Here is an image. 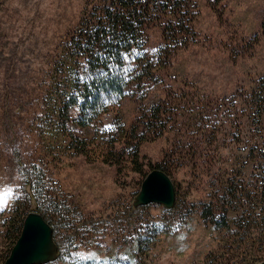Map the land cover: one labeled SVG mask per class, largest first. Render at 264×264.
Masks as SVG:
<instances>
[{
  "label": "rangeland",
  "instance_id": "1",
  "mask_svg": "<svg viewBox=\"0 0 264 264\" xmlns=\"http://www.w3.org/2000/svg\"><path fill=\"white\" fill-rule=\"evenodd\" d=\"M113 1L0 0V264L32 187L59 205L37 199L48 264L264 262V0H185L177 26L145 0L125 95L92 118L65 101L87 73L72 45ZM157 167L174 206L134 208Z\"/></svg>",
  "mask_w": 264,
  "mask_h": 264
},
{
  "label": "trees",
  "instance_id": "2",
  "mask_svg": "<svg viewBox=\"0 0 264 264\" xmlns=\"http://www.w3.org/2000/svg\"><path fill=\"white\" fill-rule=\"evenodd\" d=\"M144 1L114 0L102 9V13L98 17H95V19H99L82 30L73 41V49L83 50L82 55L85 57L84 63L87 67V73L78 87L77 92L81 94L72 93L65 101H70L71 104L75 105L79 103L81 111L89 114L92 118L106 110L105 104L110 99H120L125 95L129 83L124 72L125 59L133 54L134 49L139 47V42L144 38L147 17L153 11L150 3ZM155 3L158 4L159 2L156 1ZM162 3L165 4L164 10L173 11L166 20L168 24L177 26L178 23H181L183 17L180 13L188 8L187 2L185 0H162ZM143 67V65L138 66L140 70L137 72H140ZM261 91L264 95V87ZM133 157H137V152ZM158 169L167 173L161 168ZM32 190H34V197L31 203H35V210L49 223L46 216L39 211L38 201L40 200L42 205L50 206L52 210H57L58 203L43 197V195L38 197L39 191L36 187H32ZM260 191L262 194L264 193V181L260 184ZM56 212L59 213L58 210ZM23 220L24 217L20 229H22ZM19 235L17 234L13 244ZM260 264H264V262Z\"/></svg>",
  "mask_w": 264,
  "mask_h": 264
},
{
  "label": "water",
  "instance_id": "3",
  "mask_svg": "<svg viewBox=\"0 0 264 264\" xmlns=\"http://www.w3.org/2000/svg\"><path fill=\"white\" fill-rule=\"evenodd\" d=\"M149 203L162 204L169 209L175 203L174 184L167 173L154 168L141 183L140 190L132 201L133 207ZM23 220L19 237L3 264H47L57 259V245L53 229L35 210V203Z\"/></svg>",
  "mask_w": 264,
  "mask_h": 264
}]
</instances>
